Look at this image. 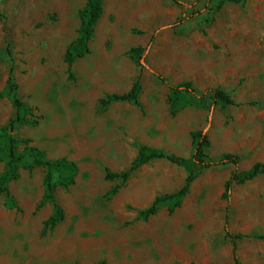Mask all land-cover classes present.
<instances>
[{
  "label": "rangeland",
  "instance_id": "374dc122",
  "mask_svg": "<svg viewBox=\"0 0 264 264\" xmlns=\"http://www.w3.org/2000/svg\"><path fill=\"white\" fill-rule=\"evenodd\" d=\"M218 1L104 0L91 53L71 79L65 55L87 0H0V127L16 115L5 95L12 75L38 122L16 129L19 150L33 146L78 168L75 184L56 190L65 218L53 229L45 223L54 205L42 204L46 169L20 168L8 186L15 206L0 196V264H235L227 231L244 236L240 264H264V176L235 186L228 212L223 194L235 166L203 169L179 207L165 204L146 221L140 213L179 191L187 169L155 160L126 181L107 178L129 171L142 147L191 158L199 130L211 160L240 155V171L264 163V0L222 10ZM157 74L198 94L220 88L239 106H214L206 94L203 106L174 115ZM137 81L140 105L103 104Z\"/></svg>",
  "mask_w": 264,
  "mask_h": 264
},
{
  "label": "trees",
  "instance_id": "16d2710c",
  "mask_svg": "<svg viewBox=\"0 0 264 264\" xmlns=\"http://www.w3.org/2000/svg\"><path fill=\"white\" fill-rule=\"evenodd\" d=\"M248 1L249 0H219L217 3V9L222 10L230 4H246ZM207 2L208 4H211L213 0H207ZM103 12L104 0H87L85 8L81 11V27L78 31V36L70 44L65 55V62L71 79L74 78L72 68L77 60L82 59L91 53L90 42L94 36L95 27L101 19ZM143 52L144 49L142 47H138L131 49L129 53L132 58L139 59ZM157 77L161 82L168 85L170 88L168 101L174 115L187 107L203 106L207 97L206 94H211L214 106L219 104L224 107L239 106L234 99H232L224 90L220 88L208 89L206 94H198L193 84L190 82L175 86L172 85L164 76L157 74ZM141 90L142 86L140 81H137L133 85L130 92L122 95H109L102 102L106 106L117 102H130L140 105L139 96ZM5 95L11 99L16 109V115L15 118L7 125L0 127V162L5 164L4 171L0 175V196L5 194L7 204L14 207L15 201L8 191V186L11 182L19 179L20 168H45V197L42 204L47 202L52 203L55 209L54 214L45 223V227L53 229L65 218L63 209L56 202V190L58 188H69L74 185L78 174V168L75 163L64 158L55 160L48 159L45 152L33 146H27L23 151L19 150V141L15 137V131L21 125L35 127L38 124V122L34 119L35 109L26 106L20 98L18 95V86L12 75L7 82ZM192 137L193 155L189 159L168 154L155 148L142 147L129 171L121 174L108 171L107 178L109 180L122 179L123 181H126L134 172L155 160H167L187 169L189 175L186 179L185 185L173 195L157 198L150 208L140 213V219L145 221L150 219L155 216L160 207L165 204L169 205L171 207V212H173L181 205L182 201L188 195L191 185L197 179L198 173L203 169H209L215 166H235V170L232 172L231 177L225 184V191L223 194V199L227 202L228 212L230 210L232 191L234 187L237 185H244L261 176H264V163H255L249 170L240 171V155L224 154L218 160L213 161L208 153L210 140L205 132L202 130L196 131L192 134ZM118 191L119 188L114 189L110 193V197L115 196ZM227 237L231 239L234 246L235 264H240L237 256V247L238 241L244 238V236L236 235L227 231ZM98 264L108 263L103 261Z\"/></svg>",
  "mask_w": 264,
  "mask_h": 264
},
{
  "label": "water",
  "instance_id": "95a60500",
  "mask_svg": "<svg viewBox=\"0 0 264 264\" xmlns=\"http://www.w3.org/2000/svg\"><path fill=\"white\" fill-rule=\"evenodd\" d=\"M145 63V61H144V59H142V64H144Z\"/></svg>",
  "mask_w": 264,
  "mask_h": 264
}]
</instances>
